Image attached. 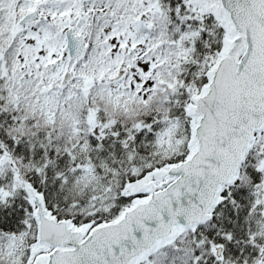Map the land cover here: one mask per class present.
<instances>
[{"label": "snow or ice", "instance_id": "6c2138e0", "mask_svg": "<svg viewBox=\"0 0 264 264\" xmlns=\"http://www.w3.org/2000/svg\"><path fill=\"white\" fill-rule=\"evenodd\" d=\"M0 264H264V0H0Z\"/></svg>", "mask_w": 264, "mask_h": 264}]
</instances>
